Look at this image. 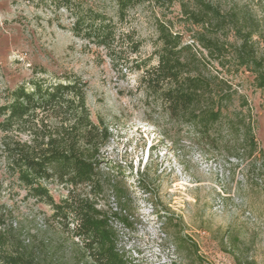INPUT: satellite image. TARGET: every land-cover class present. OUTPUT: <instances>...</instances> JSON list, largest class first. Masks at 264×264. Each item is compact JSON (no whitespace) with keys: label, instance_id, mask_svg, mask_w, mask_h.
I'll use <instances>...</instances> for the list:
<instances>
[{"label":"rangeland","instance_id":"1","mask_svg":"<svg viewBox=\"0 0 264 264\" xmlns=\"http://www.w3.org/2000/svg\"><path fill=\"white\" fill-rule=\"evenodd\" d=\"M72 1L82 10L105 14L121 39L108 52L76 38L72 16L52 0H0V105L6 90L31 78L53 82L70 74L85 83L90 120L110 133L97 159L102 191L87 192L118 233V248L130 264H264V91L255 87L253 74L236 64L234 27L211 32L194 24L185 11L197 9L193 0H146L121 20L115 0ZM208 1L224 14L237 15L243 31L253 32L257 56L264 58V0ZM159 23L181 36L191 50V74L207 81V96L196 110L206 108L210 98L218 103L220 118L207 131L172 119L141 85L143 69L130 72L115 63L120 49L130 61L151 58L159 46ZM126 35L140 43L136 55L129 53ZM201 36L213 37L224 51L203 48ZM3 136L0 131L5 228L25 234L26 244L46 243L51 264H93L50 219L51 209L29 197L10 174L1 151ZM11 137L29 140L23 133ZM112 186L127 192L130 215L120 210ZM47 188L55 201L67 194L55 183ZM124 215L130 227L120 220ZM168 233L183 239L182 245L173 237L161 239Z\"/></svg>","mask_w":264,"mask_h":264},{"label":"trees","instance_id":"2","mask_svg":"<svg viewBox=\"0 0 264 264\" xmlns=\"http://www.w3.org/2000/svg\"><path fill=\"white\" fill-rule=\"evenodd\" d=\"M145 1L115 0L118 20L130 8ZM193 1L197 9L185 11L194 24L211 32L221 30L227 24L234 27L239 39V44L233 49L236 64L253 74L255 87L264 91V58L256 54L253 32L243 31L235 13L224 14L208 0ZM52 3L57 9L70 13L73 18L71 31L76 38L108 52L121 39V35L116 34L115 24L105 14L91 9L82 10L72 0H52ZM156 35L159 46L151 58L130 61L122 57L121 54L126 52L120 49L119 54L114 53L117 55L115 63H123L130 72L143 69L141 85L161 101L172 119L207 131L219 120L221 112L212 98L206 103V108L196 110L207 96L208 84L204 78L190 72L187 60L190 47L182 45L181 36L172 33L163 23L157 24ZM125 37L129 38V53L136 55L140 43L133 42L128 35ZM199 41L203 48L217 54L225 49L213 37L201 36ZM153 59L155 65L148 66L147 63ZM57 79L49 82L43 78H31L12 90H6L4 103L0 105V131L4 134L1 151L6 166L27 190L29 197L44 202L51 209L50 219L59 224L70 239L78 242L81 251L93 264H130L118 248L119 236L110 225L109 218L97 209L88 195V192L102 191L97 159L109 142L110 133L107 128L90 120L85 102V83L70 74ZM226 97L223 95L222 99ZM13 133L28 134L29 140H16L11 137ZM246 134L254 151L256 143L250 126ZM262 153L264 155V150ZM52 183L66 187V196L55 201L47 188ZM112 187L120 210L130 215L127 192L117 186ZM2 207L0 205V264H51L46 260L49 254L46 243L26 244L25 234H12L5 228L6 213ZM120 220L131 226L127 216H121ZM171 237L176 239L171 233L161 239L166 241ZM176 240L178 245H182L183 239ZM163 244L166 245L164 240Z\"/></svg>","mask_w":264,"mask_h":264}]
</instances>
